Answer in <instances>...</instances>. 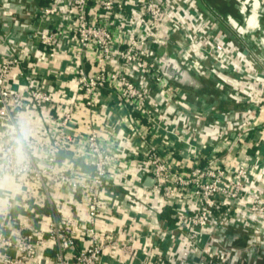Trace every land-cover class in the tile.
I'll return each instance as SVG.
<instances>
[{"label":"built area","instance_id":"2783aa9c","mask_svg":"<svg viewBox=\"0 0 264 264\" xmlns=\"http://www.w3.org/2000/svg\"><path fill=\"white\" fill-rule=\"evenodd\" d=\"M34 13V22L43 26L23 21L15 31L30 32L37 44L12 35L0 42V131H12L14 107L63 104L51 122V139L37 157L29 148L30 165L18 178L30 179L40 200H50L47 181L83 192L87 201L83 213L76 210L78 226L60 212L48 220L45 233L31 229L17 237L0 227V264H33L39 247L50 241L54 258L40 264H105L104 253L119 249L131 255L138 243L149 254L153 245L168 243L165 264H240L239 251L230 242L240 234L232 228L252 226L256 239L264 234V196L251 188L254 170L264 164L246 153L251 144H264V106L253 103L256 115L243 137H205L199 122L207 113L186 100L183 89L166 79L154 61L160 48L170 44L173 55L199 73L202 60L189 51L200 41L225 53L228 42L200 37L206 31L209 37L224 38L220 31L190 0H49ZM208 24L213 27L207 29ZM66 41L67 50L62 47ZM39 48L65 52L76 60L71 66L78 91L68 95L44 84L10 83V73ZM37 66L32 61L20 74L31 80ZM231 66L221 64L219 69L238 67L249 74L244 64L233 61ZM253 73L264 101V78ZM219 75L222 80L226 76L221 71ZM112 98L118 103L116 116L107 110ZM82 111V129L71 135ZM248 129L253 134H247ZM70 147L72 159L81 158L90 170L73 171L72 160H59L60 152ZM147 178L152 179L150 186L144 184ZM144 198L155 205L139 208L136 204ZM162 205L171 208L175 219L167 227L159 216ZM105 225L111 227L105 230ZM80 236L84 244L75 251ZM146 264L164 263L150 258Z\"/></svg>","mask_w":264,"mask_h":264},{"label":"crops","instance_id":"0c3cea01","mask_svg":"<svg viewBox=\"0 0 264 264\" xmlns=\"http://www.w3.org/2000/svg\"><path fill=\"white\" fill-rule=\"evenodd\" d=\"M35 1L34 6L30 4L29 9L22 11V8H25V6L17 8L16 6L11 5L8 0H0V42L4 43L3 41H5V38L12 35L15 36L16 39L23 38L37 44V39L32 37L30 32L19 34L17 30L15 31L18 22H34L36 18L34 12L36 8L41 4L47 3L49 0ZM262 2L264 3V1ZM54 23L58 25V23ZM34 25L41 27L44 24L42 22H34ZM262 26L264 27V21H262ZM212 27L211 24L207 25V29H211ZM200 37L204 41L207 39L211 41L212 38H221L228 42L229 45L225 53H218L214 51V49H211L210 46L197 41L189 51L196 57L201 58L203 63V69L201 72L194 73L191 71V73L195 75L197 86L183 87L178 83L173 82L183 89L186 100L196 104L207 113L205 117H201V121L199 122V126L203 127L205 129L204 131H206L204 132L205 137L212 135L217 141L222 134L228 136L233 134L232 136L235 137H243L242 134L246 132V125H248L252 117L256 115L255 110L251 111V107L254 105L253 103H258L259 105L264 106V101H261L263 89L260 83L256 82V80H259L252 75L255 74L253 72H256L258 77L264 78V74L256 71L252 67L253 65L241 54V50L228 40H225L221 36L209 37L206 34V31L202 33ZM69 46V41H66V44L62 47L67 50ZM171 47L172 45L165 44L160 48L159 52L164 50L167 53L173 54ZM257 49H259V47ZM259 55L264 62V48L260 50ZM32 61L38 66L35 68V73L31 75V80H29L27 79V74L22 76L20 72H24ZM75 61L76 60L73 57H68L65 52L57 53L39 48L36 55L31 59L24 60L19 67L15 68L10 73V83L15 87L29 82H32L34 85L44 84L49 88H52L54 92H58L62 89L64 94L66 92L69 95L71 92L78 91V86L74 79L75 75L73 72V66H71ZM233 61H236V63L240 65L244 64L248 68L249 74L241 73L238 67L234 70L229 69L226 71L219 69L221 64L224 66L226 65V67H232L231 62ZM84 64L87 71L92 69L90 61L85 62ZM261 69L264 70V67H261ZM220 71L226 75L223 80L219 75ZM210 78L214 79L216 82L212 87L213 91L216 89L220 90V94L216 98L212 97L211 93L207 94L204 92L199 95L190 90V88H193L196 91L197 89H204V91L209 90L204 84L203 87L200 86L201 84H198L199 82H202V80L207 81ZM209 88H211V86H209ZM208 95L209 97H207ZM245 97L250 98L251 100L248 101ZM117 106L118 103L116 99L112 98L108 103L107 110L111 111V113L116 116L118 115ZM61 108L63 109V104L57 107L53 103L39 104L35 109L26 106L19 109L14 107L13 114L15 121L23 117L30 122L32 128L30 148L33 151V155L36 157L39 155L41 148L47 145L51 139V122L58 115V111L61 110ZM83 116H85L84 111L77 116V128L74 131H70L71 135H74L75 132L81 131L82 123L85 120ZM261 118H264V110L262 111ZM187 119L191 120V118ZM99 123L101 125L100 133L105 135L107 131L101 119ZM180 123H183V121L181 122L180 120ZM261 125H264V122H261ZM253 127L256 126L253 125ZM0 134H2L0 139L1 137L2 139H5L9 133H2L0 131ZM247 134H253V129H248ZM74 144L76 145V143ZM71 149L72 148L70 147V149L66 148L62 150L58 156L59 160H72L70 161L71 163H69V167L73 171L88 170L89 168H86L81 158H78L77 160L72 159L74 150ZM246 153L247 155H251L253 161L255 160L260 164H264V144L257 147L256 143H253L246 150ZM254 172L257 173L254 175L251 184L253 193L264 196V168L254 170ZM17 184L18 187L13 191L0 192V227H8L17 237H21V235L29 232L31 229L39 231L40 233H45L48 220L51 219L53 215L59 216L60 212L68 213L78 226L80 218L75 213L76 210L83 213V208L87 201L85 193L80 191H68L67 188L57 182L46 181V190L49 194L50 200L43 201L39 199L40 193L37 190V187H34V183L30 179L17 178ZM138 201L139 202L136 205L141 209L150 208L151 203L155 205V202L149 198L140 199ZM59 209L61 211H59ZM172 212L173 211L168 205H162L159 216L163 226L167 227L169 224L172 225L173 222H175ZM110 227L111 225H105L103 229L106 230ZM253 232L254 234L252 233L249 235L248 233H245V229L243 228L242 233L238 235L239 237L237 236L238 238L230 240V242L233 243V247L239 251L240 264H264V234H258V238L256 239L257 234L255 233L254 228ZM78 233L80 235L82 234L81 228H78ZM253 238L254 241L252 240ZM83 244L84 239L80 236L76 241L75 251L83 247ZM158 244L150 247V254L143 248V244L138 243L134 246V252L131 255L118 249L114 252L108 251L104 253L102 259L105 264H146L151 258L158 263L162 262L165 264V254L167 253L165 246H169V244L166 243L163 247ZM252 246H255L257 249L255 255L248 252V249ZM55 252L56 249L54 243L51 241L46 242L43 246L39 247L33 264L51 261L54 258ZM8 253H13V251L8 250ZM215 258L219 259L218 257Z\"/></svg>","mask_w":264,"mask_h":264},{"label":"water","instance_id":"95a60500","mask_svg":"<svg viewBox=\"0 0 264 264\" xmlns=\"http://www.w3.org/2000/svg\"><path fill=\"white\" fill-rule=\"evenodd\" d=\"M238 5L241 7L242 11L248 7L249 10V21L238 23L233 17L232 20L235 25H231L229 22L224 21L223 19H216V14L206 9L200 0H195V5L200 12L208 19V21L219 31H221L222 36L231 43L234 44V41H237L238 48L241 50V53L245 58L255 67L258 72L264 74V70L261 67H264V62L261 59L258 47L262 43L261 40L257 37V31L264 32L262 26V18L264 16V3L262 0H236ZM231 16V15H229ZM256 34V35H255ZM226 39V40H227ZM257 50H256V49ZM157 68L160 73L171 81L178 83L183 87H193L197 86V81L195 75L191 73L173 54L167 52H159L157 57L154 59ZM2 128L3 125H0ZM152 179L147 178L144 182L145 185L150 186ZM257 249L255 246H252L248 249L252 255H255Z\"/></svg>","mask_w":264,"mask_h":264},{"label":"clouds","instance_id":"9594fccd","mask_svg":"<svg viewBox=\"0 0 264 264\" xmlns=\"http://www.w3.org/2000/svg\"><path fill=\"white\" fill-rule=\"evenodd\" d=\"M32 128L26 118H19L7 138L0 139V192L18 187L17 178L30 165Z\"/></svg>","mask_w":264,"mask_h":264},{"label":"flooded vegetation","instance_id":"af4514ba","mask_svg":"<svg viewBox=\"0 0 264 264\" xmlns=\"http://www.w3.org/2000/svg\"><path fill=\"white\" fill-rule=\"evenodd\" d=\"M8 1L11 3V5H14L17 8H22L24 6H27V4H28V0H8ZM190 1L192 2V4L194 6H196L195 0H190ZM200 2L202 3V5L206 9H208L211 12H213L214 14H216V19H218V20L223 19L224 21L229 22L231 25H235L231 17H233L239 24L242 23V21L244 22V18H245L246 22L249 21L250 17H249L248 7L245 8L244 11H242L241 7L238 5V2L236 0H200ZM229 15H231V16H229ZM262 21H264V16L262 18ZM256 33H257V37L262 42L259 46V49L262 50L264 48V32L257 31ZM220 34L222 35L221 31H220ZM234 45L237 48L239 46L237 44V41H234ZM259 49H258V52H260Z\"/></svg>","mask_w":264,"mask_h":264},{"label":"rangeland","instance_id":"374dc122","mask_svg":"<svg viewBox=\"0 0 264 264\" xmlns=\"http://www.w3.org/2000/svg\"><path fill=\"white\" fill-rule=\"evenodd\" d=\"M262 1H264V0H262ZM35 0H28V4H27V7L25 6V8H22V11H25V9H29L30 7V4L32 5V6H34V4H35ZM31 6V7H32ZM27 11V10H26ZM15 28V27H14ZM163 49H165V48H163ZM166 50V49H165ZM164 50H162V52H163ZM199 81V80H198ZM201 81V80H200ZM205 83H207V84H205ZM216 82H215V80L214 79H212V78H210L209 80H207V81H203L202 80V82H199V84L198 85H200V86H207V88L209 89V90H206V91H204V89H197V91L196 90H194L193 88H190V90L192 91V92H194V93H196V94H199V95H201L202 93H207V94H209V93H211L212 94V97H217L219 94H220V90L218 89H216V90H214L213 91V89H212V87H213V85L215 84ZM204 84V85H203ZM209 86H211V88H209ZM201 91V92H200ZM213 92V93H212ZM207 97H209V95L207 96ZM251 229H248L247 230V228L245 229V233H248L249 235H251L252 233L254 234V232H253V228H252V226L250 227ZM233 229V231H234V233H237V234H241L242 233V227H239V228H235V227H233L232 228ZM247 240V239H246ZM238 246V245H237Z\"/></svg>","mask_w":264,"mask_h":264}]
</instances>
